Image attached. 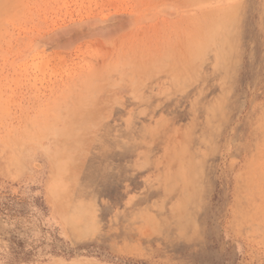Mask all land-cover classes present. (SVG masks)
<instances>
[{"label": "rangeland", "instance_id": "1", "mask_svg": "<svg viewBox=\"0 0 264 264\" xmlns=\"http://www.w3.org/2000/svg\"><path fill=\"white\" fill-rule=\"evenodd\" d=\"M0 264H264V0H0Z\"/></svg>", "mask_w": 264, "mask_h": 264}]
</instances>
